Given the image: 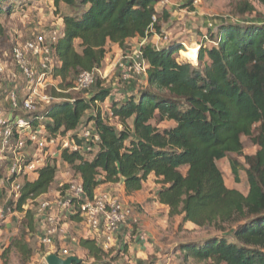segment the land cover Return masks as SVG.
Masks as SVG:
<instances>
[{"label": "trees", "instance_id": "obj_1", "mask_svg": "<svg viewBox=\"0 0 264 264\" xmlns=\"http://www.w3.org/2000/svg\"><path fill=\"white\" fill-rule=\"evenodd\" d=\"M34 1L52 3L57 14L65 7L67 13L60 15L61 36L54 46L58 64L54 77L59 83L51 97L58 101L40 113L31 112L26 120L33 130L42 128L48 141L69 136L67 140L80 148L62 149L59 160L78 179L83 198L92 201L95 191L106 184H121L130 196L152 179L157 187L155 202L168 209L169 217L222 231L181 245L184 260L264 264V25L243 18L255 8L248 1L239 2L238 20L222 22L216 34L207 33L214 45L200 44V65L194 67L177 60L182 43L171 41L159 49L147 43L160 33L154 0ZM252 1L264 7V0ZM11 3L0 0V16L13 13ZM143 39L139 51L147 67L142 75L146 85L124 88L122 100L111 102L110 117L118 125L107 123L95 106L108 98L107 91L89 99L70 95L82 72L101 68L108 45L125 52L130 41ZM186 55L196 65L193 56ZM98 80L90 89L99 85ZM84 119L94 124L91 130L97 141L77 138L82 128H89ZM163 123L171 127L161 129ZM243 137L257 148L254 155H243ZM233 156L242 157L244 166ZM222 160L230 162L236 184L241 182L239 170L243 171L246 194L225 186L217 166ZM34 173L33 179L23 178L14 202L20 212L28 207L30 228V207L49 193L58 167L45 162ZM11 181L0 174V199L5 182ZM71 219L81 221L78 216ZM78 246L94 262L106 256L94 239L80 238Z\"/></svg>", "mask_w": 264, "mask_h": 264}, {"label": "rangeland", "instance_id": "obj_2", "mask_svg": "<svg viewBox=\"0 0 264 264\" xmlns=\"http://www.w3.org/2000/svg\"><path fill=\"white\" fill-rule=\"evenodd\" d=\"M241 1H248L255 8V13L243 18L252 22H261L264 25V7L252 0H163V2H155L154 7L159 19L160 33L149 37L147 43L158 48L164 47L171 41L182 43V49L177 54L178 62L198 67L200 64L197 63V55L200 44L203 43L207 47L214 45V39H210L207 33L216 34L217 27L222 22L234 23L238 20L235 10ZM11 4L15 6L13 13L0 16V23L3 26V33L0 34V65L4 67V73H0V109L4 113V119H7L10 113L7 95L14 91L19 100L23 101L29 94L24 78L18 74L11 60L13 45L22 43L35 34L60 28L62 24L60 15L67 13L66 8L62 7L61 13L57 14L50 2L12 0ZM143 44L142 40L130 41L125 52L114 45H108V54L102 62V69L100 68L104 77L99 78V85L88 92H71L70 95L74 98L89 99L100 90L107 91L108 98L103 103H96L95 106L107 123L118 125V121L110 117L111 102L119 103L122 100L121 94L124 88L138 89L146 85L141 73L133 69V60H131V57ZM187 52L193 56L196 65L186 55ZM119 64H122L124 68L121 69ZM54 81L52 85L56 86L59 79ZM52 89L53 87L37 88V93L38 95L51 96ZM37 103H35L36 111L39 113L49 106ZM29 114L19 111L12 116L16 115L27 119ZM83 122V125L90 129L94 126L93 123L87 124L85 119ZM128 123L130 124V122ZM169 127H171L169 123L160 125L161 129ZM31 131L37 132L40 138L46 139L42 128L38 127L36 130L32 128ZM68 138L69 136H66L63 140ZM14 141L13 139L10 144L11 148H14ZM52 141V143H48L42 153L35 146L27 144L23 150L15 152V156L10 150L0 146V174L3 179H9L8 162H14L16 157H21L25 162L42 158L44 163L49 162L58 166L57 178L49 195L34 202L30 207L33 214L32 228L28 226L29 220L25 214L28 207L24 206L23 212L16 209L14 206L15 193L11 184L5 182L0 207H10L12 213L7 216L4 223H0V264H46L45 257L47 255L64 249L69 250L73 256L82 260L83 264H210L209 262L195 263L191 259L184 260L179 250L180 246L188 242H199L207 237L219 236L222 231L215 227L200 228L189 222L183 223L181 217H169L168 209L154 203L157 187L152 179L140 193L130 196L131 199L128 200L123 199V196L126 195L121 193L119 188H111L112 193L109 191L110 188L98 192L124 200L118 199L129 212L126 232L128 234H125V245L120 248L121 250H103L106 256L100 262H94L87 258L86 254L77 248L78 243L70 241V238H75L76 241L86 236L90 238L86 228L80 221L71 219L68 209L57 208L54 204L56 200L64 197L65 188L77 184V178L69 167L59 160L62 138H53ZM47 142L49 141L47 140ZM242 144L244 156L254 155L257 151L248 138L243 137ZM232 159L239 166H244L242 157L233 156ZM229 163L228 160L217 162L225 186L246 194L248 184L243 171L239 170L241 182L236 184ZM22 180L23 178H20L18 182L21 183ZM72 197L73 195L70 194V198ZM41 202L50 204L48 211H39L38 204ZM50 216H54L57 222L64 226L63 234L55 238L54 249L42 243L45 218ZM224 228L225 231L229 229L226 225ZM137 232L146 235L145 242L139 243L133 239Z\"/></svg>", "mask_w": 264, "mask_h": 264}, {"label": "built area", "instance_id": "obj_3", "mask_svg": "<svg viewBox=\"0 0 264 264\" xmlns=\"http://www.w3.org/2000/svg\"><path fill=\"white\" fill-rule=\"evenodd\" d=\"M155 2H163V0H154ZM153 22L156 18L153 17ZM61 36L60 28H53L50 31H44L35 34L32 38L19 43L14 44L11 50V60L13 66L17 70L18 74L24 78L26 82V88L29 94L23 101H20L16 92H10L7 95V104H9L10 113L8 118L4 119V113L0 109V146L4 149L11 151L15 156V152L23 150L27 144H31L42 153L48 146L47 139L40 138L37 132H33L31 125L25 118L13 115L18 111H22L25 114L36 111V105H50V103L58 100L51 96L38 95L37 88L47 89L50 87L55 88L52 85L54 80L58 79L54 77V71L57 67V61L54 57V46ZM146 39L142 40V44ZM159 49L157 46H155ZM133 60V69L137 70L144 75L146 72V64L141 58L139 50L131 57ZM119 67L123 69V65L119 64ZM0 73H4V67L0 65ZM98 78H103L100 69H94L92 71L82 72L75 83V87L72 89L75 92H86L93 85L94 81ZM126 77V75H125ZM124 79L126 80V78ZM17 138L14 141V148L10 147L13 140V136ZM77 138L84 141H97L98 137L92 133L90 128H82L77 134ZM69 148L73 151H78L80 148L69 142L68 140H62L60 150ZM89 150V148H86ZM44 162L42 158L25 162L21 157L15 158L14 162L8 170L9 176L12 178L10 182L11 188L15 193V199L19 192L20 178H24L28 173L35 172L42 167ZM70 194L73 195L70 198ZM37 202V200L35 201ZM57 208H66L70 212V216H78L81 224L86 228L87 233L91 239H94L102 250L107 251L111 249L121 250L120 248L125 245V234L127 232V219L128 209L117 198H114L106 193H96L92 201H87L83 198L82 188L77 183L69 186L65 191L64 197L55 201ZM50 204L48 202H41L38 204L40 212H46L49 210ZM12 213L10 207H0V223L4 222L7 216ZM63 225H60L54 216L46 217L43 228L42 243L45 246L54 249L55 238L63 234ZM128 237V235H127ZM88 238L87 236L84 238ZM132 239V238H131ZM133 239L139 243L146 241V235L141 232L134 234ZM71 242H77L75 238H70ZM61 259H66L73 254L69 250L55 251Z\"/></svg>", "mask_w": 264, "mask_h": 264}, {"label": "crops", "instance_id": "obj_4", "mask_svg": "<svg viewBox=\"0 0 264 264\" xmlns=\"http://www.w3.org/2000/svg\"><path fill=\"white\" fill-rule=\"evenodd\" d=\"M118 48V47H117ZM120 50V49H119ZM102 69V68H101ZM100 69V70H101ZM101 72H102V70H101ZM59 156V155H58ZM58 167V166H57ZM35 173L34 172H32V173H28L25 177H27V179H33V178H35ZM23 178V177H22ZM56 178H57V176H56ZM78 180V179H77ZM56 181V180H55ZM108 188H110V192L112 193L113 191L111 190V188H119V190L121 191V193H124V189H123V186L121 185V184H116V185H108V184H106V185H102V186H100L96 191H95V193H98V192H100V191H104L103 189H105V190H107ZM52 189V188H51ZM117 190V189H116ZM51 192V190L49 191V193ZM141 192V191H140ZM140 192H138V193H140ZM49 193L48 194H46V195H44V196H42V197H40V198H38L37 199V201L38 200H41L43 197H46V196H48L49 195ZM138 193H135V194H138ZM135 194H133V195H135ZM133 195H130V196H133ZM130 196H123L124 198V200H128V199H131V197ZM118 199H120L121 201H124V200H122V198H118ZM154 203L155 204H157L156 202H155V195H154ZM158 205V204H157ZM159 206H161V205H159ZM162 207H164V206H162ZM164 208H166V207H164ZM167 209V208H166ZM7 218V217H6ZM6 221V219L4 220V222ZM3 222V223H4ZM63 229H64V226H63ZM64 231V230H63ZM78 249H80V247L78 246L77 247ZM80 250H82V249H80ZM83 251V250H82ZM83 253H85L84 251H83ZM0 254H1V250H0ZM86 254V253H85Z\"/></svg>", "mask_w": 264, "mask_h": 264}, {"label": "water", "instance_id": "obj_5", "mask_svg": "<svg viewBox=\"0 0 264 264\" xmlns=\"http://www.w3.org/2000/svg\"><path fill=\"white\" fill-rule=\"evenodd\" d=\"M46 264H81L82 260L75 256H70L66 259H61L56 254H49L45 257Z\"/></svg>", "mask_w": 264, "mask_h": 264}]
</instances>
